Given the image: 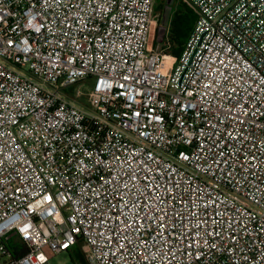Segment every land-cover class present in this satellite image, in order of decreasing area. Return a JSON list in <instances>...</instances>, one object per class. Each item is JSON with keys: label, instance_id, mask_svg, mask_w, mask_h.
I'll return each instance as SVG.
<instances>
[{"label": "built area", "instance_id": "built-area-1", "mask_svg": "<svg viewBox=\"0 0 264 264\" xmlns=\"http://www.w3.org/2000/svg\"><path fill=\"white\" fill-rule=\"evenodd\" d=\"M188 1L0 0L3 264H264V0Z\"/></svg>", "mask_w": 264, "mask_h": 264}, {"label": "rangeland", "instance_id": "rangeland-1", "mask_svg": "<svg viewBox=\"0 0 264 264\" xmlns=\"http://www.w3.org/2000/svg\"><path fill=\"white\" fill-rule=\"evenodd\" d=\"M183 2L188 3V0H174L172 4V10H171L170 18L168 20V24L170 23V19L173 13H175V11L179 8L181 3ZM160 5H162V8L156 11V9ZM165 6H166V0H154L155 23H153L154 26L152 27L151 42L157 45L158 48L167 50L169 55L175 56L171 51H169L171 46H173L172 41H170V35L169 34L166 35L167 31H165L164 33L162 31V33L159 34V28L162 24L161 22H162V17H163V13L165 10ZM90 85H91V81L87 80V82L83 84H78L74 86L73 88H71L70 90H67V92L68 94L73 95L74 93L77 92V90L80 89L83 91V93L86 94L90 89ZM85 94L81 98V102L84 105L87 104L86 103L87 98ZM85 251L88 252L87 246L84 243H79L77 246H73L69 248L68 250L62 251L58 254L50 255V262L48 264H84V262L82 261L81 255L84 254ZM3 262L4 260L0 259V264H3Z\"/></svg>", "mask_w": 264, "mask_h": 264}, {"label": "trees", "instance_id": "trees-1", "mask_svg": "<svg viewBox=\"0 0 264 264\" xmlns=\"http://www.w3.org/2000/svg\"><path fill=\"white\" fill-rule=\"evenodd\" d=\"M189 3V1L188 3H181L179 8L175 11V13H173L170 23L166 26V35H170V41H172L173 44L169 51H171L177 57L181 56L190 34L195 27L198 17V11L191 3ZM161 8L162 5H160L156 11ZM7 245L11 250H13L12 254H16L17 252H26L27 250L19 237H14L7 243ZM87 255V251L81 255L84 264H88Z\"/></svg>", "mask_w": 264, "mask_h": 264}, {"label": "water", "instance_id": "water-1", "mask_svg": "<svg viewBox=\"0 0 264 264\" xmlns=\"http://www.w3.org/2000/svg\"><path fill=\"white\" fill-rule=\"evenodd\" d=\"M174 0H166V6L162 17V24L159 28V34L166 31V26L168 25V20L170 18L171 10H172V4Z\"/></svg>", "mask_w": 264, "mask_h": 264}]
</instances>
